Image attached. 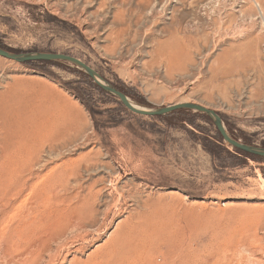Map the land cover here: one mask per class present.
Masks as SVG:
<instances>
[{
	"label": "rangeland",
	"instance_id": "rangeland-1",
	"mask_svg": "<svg viewBox=\"0 0 264 264\" xmlns=\"http://www.w3.org/2000/svg\"><path fill=\"white\" fill-rule=\"evenodd\" d=\"M0 47L264 149V0H0ZM94 86L0 57V264H264V160ZM47 100L68 109L55 153L27 117Z\"/></svg>",
	"mask_w": 264,
	"mask_h": 264
},
{
	"label": "water",
	"instance_id": "water-1",
	"mask_svg": "<svg viewBox=\"0 0 264 264\" xmlns=\"http://www.w3.org/2000/svg\"><path fill=\"white\" fill-rule=\"evenodd\" d=\"M0 57L13 60L19 63H29V62H67L70 64H73L74 66L80 68L83 70L88 76L95 82L96 85H98L103 91L110 93L114 96H116L130 111H132L135 114L142 115V116H148V117H163L166 115H169L175 111L179 110H191L197 113L204 114L208 116L215 124V126L218 129L219 134L222 136L224 142H226L231 147L242 151L244 153H247L249 155L264 158V149L257 148L254 146H250L247 144L242 143L239 140L234 139L229 135L227 132L223 120L217 114L216 112L206 109L199 105L194 104H180V105H174L169 106L165 108L155 109L148 111H139L134 109L129 104V98L122 93L121 91L117 90L110 84L106 83L100 76L97 74L93 69H91L89 66L83 64L81 61L74 57H70L67 55H60V54H52V53H11L9 51H6L5 49L0 47Z\"/></svg>",
	"mask_w": 264,
	"mask_h": 264
},
{
	"label": "bare ground",
	"instance_id": "bare-ground-1",
	"mask_svg": "<svg viewBox=\"0 0 264 264\" xmlns=\"http://www.w3.org/2000/svg\"><path fill=\"white\" fill-rule=\"evenodd\" d=\"M81 61V60H79ZM82 62V61H81ZM83 64H85L84 62H82ZM86 65V64H85ZM88 66V65H87ZM42 92V91H41ZM49 93V92H48ZM47 93V94H48ZM33 95V94H32ZM42 96V95H41ZM50 96V95H49ZM53 96V95H51ZM51 96L48 100L51 99ZM45 97V96H44ZM57 97V96H56ZM41 99V98H40ZM47 99V98H46ZM56 99V98H55ZM47 100V101H48ZM39 101V100H38ZM41 102V101H40ZM56 102V101H55ZM54 102V103H55ZM58 102V101H57ZM62 102V101H61ZM52 102H41V103H35L29 107H26L27 111H28V115L27 117L31 119V125L32 127H30V129L32 128L33 131H35V134L36 133H40L44 135V138L47 139L49 137V141L51 143V152L50 153H55L59 148H58V145L57 147L56 146V141L58 142L57 139H60L65 136L64 133L67 132V131H64L62 128H64V124H66L68 122L67 120V116H64V113L66 112V109L65 110V107H62L60 105H58V103L54 104ZM129 104L136 110H139V111H148V109L146 108H143L139 105H137L135 102H133L132 100L129 99ZM183 104H190V103H183ZM177 105H180V104H177ZM195 105V104H194ZM174 106V105H173ZM205 108V107H204ZM207 109V108H206ZM69 112V111H68ZM67 120V122H66ZM30 122V121H29ZM18 124V123H17ZM21 126V125H20ZM25 126V125H24ZM30 126V125H29ZM68 126V125H67ZM16 130H17V127H16ZM62 130V131H61ZM66 130H67V127H66ZM20 132V131H18ZM22 132V131H21ZM32 132V131H31ZM44 133H47L46 135ZM57 135L58 137H56L55 135ZM67 134V133H66ZM24 135V134H23ZM42 135V137H43ZM48 136V137H47ZM38 137H41V136H38ZM37 138V136H36ZM40 139V138H39ZM54 139V140H52ZM47 140V141H48ZM61 142V141H60ZM63 142V141H62ZM40 143H41V139H40ZM3 154V153H2ZM13 157V156H12ZM88 198V197H87ZM86 200V199H85ZM87 203L86 205L83 206V209L81 210V212L79 213H83V215L81 216H78V225L80 226L81 229L83 230H86V229H89V228H92L93 227V220L92 219H89L90 216H92L93 214H96L95 213V209L91 206V201L90 200H86ZM79 208V207H77ZM81 209V208H80ZM79 210V209H76V211ZM78 213V214H79ZM77 218V217H76ZM75 219V217L73 218ZM76 220V219H75ZM127 256V255H126ZM124 258L122 257V260ZM123 263V262H122Z\"/></svg>",
	"mask_w": 264,
	"mask_h": 264
},
{
	"label": "trees",
	"instance_id": "trees-1",
	"mask_svg": "<svg viewBox=\"0 0 264 264\" xmlns=\"http://www.w3.org/2000/svg\"><path fill=\"white\" fill-rule=\"evenodd\" d=\"M90 78V77H89ZM91 79V78H90ZM92 80V79H91ZM93 81V80H92ZM94 82V81H93ZM93 86V85H92ZM96 87L98 88V89H101L98 85H96ZM95 86H94V88H96ZM102 90V89H101ZM119 91H121L122 93H124V91H122V90H120V89H118ZM103 91V90H102ZM126 95V94H125ZM186 112H188V111H186V110H179V111H175V112H173V113H171V114H169V115H167V116H174V115H179V114H183V113H186ZM221 136V135H220ZM218 141L219 142H223L224 140H223V138H222V136H221V138H218ZM234 150H235V152L238 154V155H241V156H243L244 158H251V159H254V158H259V159H261V160H264L263 158H260V157H255V156H252V155H249V154H247V153H244V152H242V151H239V150H237V149H235L234 148Z\"/></svg>",
	"mask_w": 264,
	"mask_h": 264
}]
</instances>
